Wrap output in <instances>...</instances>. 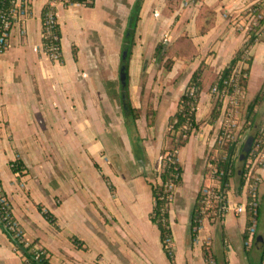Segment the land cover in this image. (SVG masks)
Returning <instances> with one entry per match:
<instances>
[{
    "label": "crops",
    "instance_id": "1",
    "mask_svg": "<svg viewBox=\"0 0 264 264\" xmlns=\"http://www.w3.org/2000/svg\"><path fill=\"white\" fill-rule=\"evenodd\" d=\"M46 1L31 0L28 17L13 26L0 54V182L25 240L36 241L50 264H170L149 219L151 185L169 146L170 117L200 70L199 127L177 151L181 183L168 208L174 262L206 264L208 245L214 264H259L260 205L250 246L243 235L246 212L234 210L246 204V194L229 191L230 209L221 223L204 219L194 236L190 214L221 122L210 120V87L253 33L256 40L245 49L251 65L243 104L259 93L261 99L243 141L254 137L250 129L264 128V24L253 30L248 25L250 7L264 0H141L126 93L122 53L139 0L59 5L61 61L41 50ZM160 43L163 58L155 55ZM15 161L23 165L20 174L11 170ZM258 174L256 200L261 187L263 204L264 168ZM37 205L54 215V225ZM0 264H23L1 229Z\"/></svg>",
    "mask_w": 264,
    "mask_h": 264
},
{
    "label": "trees",
    "instance_id": "2",
    "mask_svg": "<svg viewBox=\"0 0 264 264\" xmlns=\"http://www.w3.org/2000/svg\"><path fill=\"white\" fill-rule=\"evenodd\" d=\"M50 1L52 0H47L42 8L41 46L43 48L52 47V46L56 47L59 52L58 61H61V54H60L61 32L59 25L57 23V17H56L57 9L49 5ZM140 2L141 0L137 1L136 6L131 12V15L129 17V24H128L129 29L125 35V39L127 43L123 47V52L126 51L127 54H126V58L122 61V67H124V72L126 76L125 84L123 85V89L125 90V92L123 91L124 93H126V86H127V67H128L127 63L131 53V46L133 42L135 26L138 19L137 13ZM94 3L95 0H67L66 3H63V7L67 8L73 4H80V5H84L85 7L92 8L94 6ZM7 7H9L7 1L0 0V9L6 10ZM48 12H52L55 18V23L52 28V36H47L45 34V19H46V14ZM255 40H256V35L253 33L250 35L244 47L236 53L235 57L231 60L229 65L220 72L218 78L214 83L217 85L219 90L232 89L233 85H232V81L230 82V77L233 75L235 65L237 61L245 53V49L248 48L250 45H252L255 42ZM164 48H165L164 44L162 43L158 44L155 48V55L156 56L159 55V57L161 58L164 53ZM250 65H251V60L249 59L246 67L242 69V73H247V78H243L242 76L240 77V84L244 92L246 91V87H247ZM169 66L170 63L167 62L165 67L168 69ZM200 78H201V71L197 70L192 75L191 80L187 85L185 91L178 99L176 110L173 113V115L170 117L169 130L166 135L169 146L161 151L160 162L162 168L160 173L158 174L157 183L151 185L153 208L149 215V219L151 223L154 224L159 231L160 242L162 244L163 251L166 257L168 258L170 264H175V262H174V254L172 252V247H171L173 244V238L170 228L168 208L173 198L174 189L181 183V176H182V167L178 163L176 156H174V153H177V151L186 144L191 134L199 127V123L196 121V109L199 101V94L201 91ZM260 99H261V94L259 93L247 108V118L252 119L254 114V107L257 105ZM220 107H221L220 102L216 103L215 106L213 107L211 112V119H210L211 121L215 122L218 119L220 113ZM126 108L130 110V104L128 102L126 104ZM236 129L238 128H233L232 134L233 131ZM243 145L244 144L241 143L240 146L238 147V141H232L230 139L229 144L226 146V148H223L225 150L224 162L215 163L216 157L209 161L207 177L214 178L215 176L220 175L222 173V175L220 176L221 195H225L227 193L229 180L231 178V175L233 174L232 158L235 153V150L238 147V156H240ZM170 155L173 158L171 159V161H168L167 157ZM10 166H11V170L15 173L20 174L24 170L23 165L20 161H15L11 163ZM97 169L98 171H100L98 167ZM243 171L244 169L242 167V169L239 170V175H240L239 187H238L239 191L242 189L244 184ZM204 201H205V197L203 196L202 191H200L196 197L195 203L191 209V214H190L193 236L194 233L197 232L198 227L201 225V222L205 218H207L212 222H218V223H221V221L224 219L222 215H218V214L215 216L208 215L206 217V215L203 213V208L205 206ZM37 209L45 218V220H47L52 225L55 224L56 219L52 213H50L47 209H45L41 205H37ZM245 212L247 215V222H246V231L244 233L245 234L244 240H247L249 235V228L252 225V217L254 216L253 218H255L256 220L258 214V209L257 207L255 208L251 205L250 198L248 199L245 205ZM0 229L9 239V241L13 244L15 251L21 257L23 264H50L48 254L46 253L45 250H43V248L37 246L36 241L31 243L28 242V245H25V243L20 242L17 237H14L13 231H10L3 226L1 216H0ZM71 240L74 243L77 242L76 239L74 238H72ZM263 249H264V241L262 243V251ZM203 255L206 264H209L208 257H211V259L213 260L210 247L208 245L203 246ZM223 264H228V262L224 260Z\"/></svg>",
    "mask_w": 264,
    "mask_h": 264
},
{
    "label": "built area",
    "instance_id": "3",
    "mask_svg": "<svg viewBox=\"0 0 264 264\" xmlns=\"http://www.w3.org/2000/svg\"><path fill=\"white\" fill-rule=\"evenodd\" d=\"M7 1L9 7L6 10L0 9V54L5 51L8 46V39L10 37L12 28L15 24L21 23L30 13L31 0H3ZM67 0H52L49 2L51 7L57 9L60 5L63 7V3H66ZM55 23V18L52 12L46 14L45 19V34L47 36H52V28ZM264 24V2L261 4H255L249 9V20L248 25L250 30L260 27ZM55 39V37H54ZM41 50L52 60L58 61L59 52L56 47H47ZM249 60V55L247 51L242 55V57L237 61L233 75L230 77V82L232 81V89H222L219 90L217 85L214 84L210 89V95L215 100V104L220 102V126L219 132L216 137V140L219 143L227 144L232 138L233 128H240L241 124L239 120L242 117V106L245 99V92L242 89L240 84V77L247 78V73H242V69L246 67ZM215 140V142H216ZM214 142V143H215ZM242 143V142H241ZM173 157L170 155L167 157L168 161H171ZM247 163L245 164V169L243 171L244 184L242 189L244 190L243 194H246V200L251 199V205L257 207V190L260 183V176L258 174L259 168H264V129L261 130L258 134L254 135L252 147L246 158ZM220 175L215 176L214 178L206 177V180L209 181L207 187H203L202 194L205 197V206L203 208V213L206 215L215 216V215H225L230 209L229 200L227 193L221 195L220 187ZM246 201V203H247ZM245 205H237L235 207V213L244 214ZM0 216L3 222V226L10 231L14 232V237H17L20 242L28 245V242L25 241L23 231L21 230L19 224L15 220L11 205L4 193L3 187L0 182ZM207 219V218H205ZM208 220V219H207ZM255 231V221L253 225L249 228V235L246 241V245L250 246L254 239ZM259 264H264V249L261 254Z\"/></svg>",
    "mask_w": 264,
    "mask_h": 264
},
{
    "label": "rangeland",
    "instance_id": "4",
    "mask_svg": "<svg viewBox=\"0 0 264 264\" xmlns=\"http://www.w3.org/2000/svg\"><path fill=\"white\" fill-rule=\"evenodd\" d=\"M3 53H1V54H3ZM210 89H211V87H210ZM213 102H214L213 105L215 106V100H213ZM252 102H249V103L245 102L243 104V106H242V112H243V114H242L241 119L239 120V123L241 124V127L239 129L234 130L233 131V134H232L231 140L232 141H238V147L240 146L241 142L243 141V138L245 137V133L246 134L248 133L247 132V129L249 128L248 122L251 119L250 118H247V108H248V106ZM263 129L264 128L261 126V127L257 128V129H250L249 132L250 133H254L256 135V134H258ZM250 133H249V135H250ZM244 143H245V139L243 141V144ZM228 144H229V142L227 144H224L223 145V143H219L216 140V142L213 144V146L207 148L206 153H205L204 163H203V166H204V169H203L204 180L202 181L203 182L202 183L203 186L201 187V190H202L203 187H207L209 185V181L206 180V177L208 176L209 161L216 157L215 158V163H218V162L219 163H222V162H224V160H225V150L223 148H226V146ZM238 147L235 150V153H234L233 158H232V161H233V163H232L233 164L232 165L233 174L231 175V178H230L231 181L229 180V186H228V190H227V193L230 191V192L234 193L236 196H240L244 192L243 189H241L240 191L238 189V187H239V180H240L239 170L242 169V167H243V169H245V164L247 163L246 160H244V161H240L239 160V158H238L239 157L238 156ZM176 155H177V153H174V156H176ZM161 168H162V166H161ZM160 171H161V169H160ZM155 183H157V182H155ZM259 194H261V187L259 189L258 199H257L258 206L260 205L259 206V211H260V218H261V217L264 216V203L263 204H262V202L260 203V201H259V199H260ZM253 217H252V225H253V223L255 221V218H253ZM243 235H245V234H243ZM171 247H172V252H173V244H172ZM208 258H209V264H214V262L211 259V257H208Z\"/></svg>",
    "mask_w": 264,
    "mask_h": 264
},
{
    "label": "water",
    "instance_id": "5",
    "mask_svg": "<svg viewBox=\"0 0 264 264\" xmlns=\"http://www.w3.org/2000/svg\"><path fill=\"white\" fill-rule=\"evenodd\" d=\"M126 54H127V52L124 51L123 54H122V59L123 60L126 58ZM120 77H121V82L124 85L125 84V79H126L125 72H124V67H121ZM253 139H254L253 136H249L247 138V140L245 141V143H244V145L242 147L241 154L239 156V160L240 161L246 160V158H247V156H248V154L250 152V149L252 147Z\"/></svg>",
    "mask_w": 264,
    "mask_h": 264
}]
</instances>
